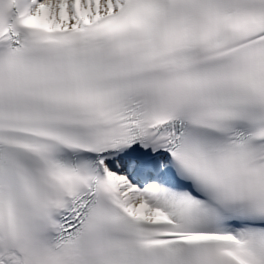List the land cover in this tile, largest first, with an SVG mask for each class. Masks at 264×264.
<instances>
[{"label": "snow or ice", "instance_id": "snow-or-ice-1", "mask_svg": "<svg viewBox=\"0 0 264 264\" xmlns=\"http://www.w3.org/2000/svg\"><path fill=\"white\" fill-rule=\"evenodd\" d=\"M0 264H264V0H0Z\"/></svg>", "mask_w": 264, "mask_h": 264}]
</instances>
